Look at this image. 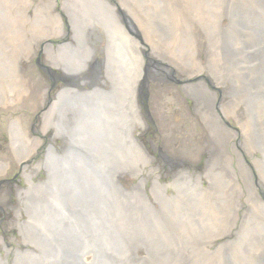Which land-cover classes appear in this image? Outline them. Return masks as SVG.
Here are the masks:
<instances>
[{
	"label": "rangeland",
	"instance_id": "1",
	"mask_svg": "<svg viewBox=\"0 0 264 264\" xmlns=\"http://www.w3.org/2000/svg\"><path fill=\"white\" fill-rule=\"evenodd\" d=\"M42 1H45V4L41 3ZM52 1L49 4L48 0H0V66L6 55L12 65L11 72L17 71V66L20 64L19 66L22 67L26 78L32 82L31 95L25 100H17L8 106L0 104V157L6 158V160L13 159L11 166L7 168V173L3 176L0 175V197L4 192H10L11 196V204L9 205L2 203L0 198V264H25L23 258L26 259L27 257L29 260L39 258L33 264H46L48 261L44 256H40L38 254L40 250L33 248V246L27 245L25 250L24 238L27 234L31 237L33 235L41 238L44 233H49L47 231L42 232L43 227L38 226L37 223L33 225L34 227L24 225L20 228L16 226V221L19 218L24 224L27 222L28 211L33 207L35 210L36 204L29 202V199L33 198L32 189L34 188L31 187L26 174H24L26 171H23L22 163L19 164L11 153L9 136L10 126L15 117L24 119V122L27 123L25 131L30 135L40 131L43 124L42 113L47 111L48 100L50 99V94L45 97L44 92L49 90L51 93L53 85L56 87L53 90L58 91L64 85V82L60 81L57 76L55 77L54 73H51L50 77L46 76L44 69L38 63L40 59L41 65H47L44 55L41 57L39 53L38 56L30 60L25 58L24 53L20 58V54L17 57L14 56L15 51H17L15 48L21 50L23 48V43L19 41L20 36L27 42L30 35H38L37 31L41 29V26L47 30L51 25H56L52 16L60 14L66 21L64 24L67 26L66 33L57 36L52 34L46 39L51 38L53 40L52 47L55 49H59V46L65 43L80 46L82 45L81 42L74 41L73 32L68 26L69 11H78L84 16H92L91 12L105 15V4L102 0H90L91 3L89 1L87 5L83 1L82 10L76 9L72 5L73 1H68L70 7L67 6V0ZM205 1L207 0H109L108 4L106 3L108 7H113L118 12L121 22L120 19L115 21V25L111 22L108 24L105 22L104 26L98 23L101 31L90 40L92 53L89 49V56L85 55L89 58L88 62L95 64L96 60L98 65L110 55L112 56V58L110 57L111 70L108 71L110 74H106L104 79L106 85L104 86L108 90H112L113 82L110 81L112 72L117 71L118 79L124 80L128 84H130V80L128 81L130 69L139 72L141 63L134 59L133 55L135 56L136 53L131 41L127 38L130 36L122 32L123 27L130 29L129 34L132 33L137 36L142 48L139 47L145 51V68L143 70H149L150 67L155 68V61H161L165 62L163 71L166 70L167 66H170L174 72L169 73L168 71L166 73L167 71H164L165 75L167 74V79L164 81H146L142 78L144 80H142V88L146 89L144 91L147 95L148 113L142 105H145V102L141 101H139L141 107H138L141 110L134 112L127 105V93L123 92L121 86L119 89L116 88L119 103L120 105L123 104L121 107L126 115L131 118L128 119L125 115L119 122L122 128L119 131H123L125 134L124 136L121 134V139L126 142L131 157H126L123 150L121 152L120 149L114 150L112 148L109 158H111L112 164L119 168L112 169L116 172H122L117 175L119 177L117 184H121L122 193L131 191V186L138 185L141 178L145 179V183L140 184L137 189L133 188V193H118L120 195L114 197L113 205L108 202L104 205L103 210H100L102 219L110 220L116 217V224L109 227L103 226L105 227L104 230L107 229L106 232H103L104 234H100V231L99 234L95 232L98 235L83 241L82 248L90 249L85 253L87 260L89 259L88 256L98 255L102 251L95 246L107 236V240L103 244L111 243L114 245V239H117L118 244L123 241L130 242V245L122 253L116 252L115 249L111 250V257L108 252L104 256L102 251L100 264H262L264 250L257 252L258 246L255 245L254 234L246 232L249 226L254 231L257 225L250 223L249 226H246L244 224L243 213L239 204L231 206L226 203V213L215 214L218 212V202L221 197L220 185L218 186L216 181L221 182L224 189H231V187L232 189L234 187H236L235 189H245V184L241 179L240 164L238 162L233 163L232 172H234L232 174L222 163L223 156L220 158L212 156L208 161L209 156L206 154L198 162L186 163H180L176 157L170 158L172 162L168 157L171 151L180 154L182 150H195L197 141L200 143L207 137L208 133L204 124L197 120L192 106L194 102L183 89V77L188 72L183 73L179 69L180 66L185 67L186 62H188L183 54L186 47L182 45L185 44L186 40L181 32L183 28L187 27V23L190 24L189 21L194 18L196 6L199 3H205ZM216 7L220 6L217 5ZM256 12L259 15L264 13L260 8ZM225 23H229V20L227 19ZM194 27H197V24ZM173 31L176 37L170 36L171 39H169L168 34L173 35ZM88 38L90 37L88 36ZM24 44L25 49H27L29 45ZM179 47L180 54L176 52ZM205 47L206 43L201 40L198 51H200L199 54L204 58V61L207 52ZM37 48L39 47L37 46ZM93 52H95L94 56H92ZM55 54L56 57L52 63H59L60 65L69 63V56L67 57L66 54ZM63 56H66L67 60ZM51 68L62 75V71L55 65L52 64ZM7 73L9 75V72ZM8 75L4 76L0 71V93L3 92L2 86L5 87L10 82L12 83L13 79L9 78ZM206 77L211 84L213 82L212 77ZM64 79L74 82L72 76ZM116 90L112 96H117ZM230 100L231 98L227 101L230 102ZM110 109L113 108L109 106L107 111H111ZM238 110L239 115L245 112V108L242 106ZM63 113L62 107L54 109L52 117L54 126L46 135H43V145L48 141L57 145L63 142V138L54 136L57 128L62 130V135L66 134L68 130L73 134L75 133L73 132L76 131L74 125L63 121L65 119ZM139 117L142 123L139 121ZM101 118L105 120L104 116ZM230 121L231 125H234L232 127L237 130L241 129L234 117ZM89 124L93 125L91 118ZM60 125L64 129L60 128ZM81 125V130L89 137L85 140L91 139L93 141L94 138L90 136L92 133V129L89 128L90 125L83 123ZM129 129L135 131L141 147L131 143L127 138ZM242 141V136H237L232 143L237 146L236 150H239L240 155L244 156L246 163L255 174L257 170L254 169V157L249 156L251 154L248 155L241 145ZM221 145L224 149V155L228 156V151L230 153L229 158L235 156V153L229 148L227 149L222 143ZM58 149L60 150V148ZM254 152L255 156L262 157L260 152L256 150ZM61 153L59 151L52 154V157L58 160L60 169L65 168L60 172L67 173L69 165H66V162L70 159L68 157L61 158ZM65 155L69 156V154ZM43 157L44 150L40 149L34 155V159L28 163L30 168H33V165H36ZM119 160L123 162V165ZM133 165H139L141 169L143 168L141 175H135L126 169ZM152 168L153 175H147ZM188 174H193L195 178H190ZM66 176L67 178H74L73 175L68 174ZM46 177V170L42 168L36 171L31 181L38 184ZM9 178L12 180L10 183L6 182L1 185L3 180ZM155 178L158 179L155 180ZM73 181L77 182L78 180ZM115 187L117 188L116 184ZM22 188H27L28 194H30L24 196L20 202L19 192ZM212 189L218 193L215 197L212 194ZM232 189L231 191H233ZM240 189L237 190L239 195ZM230 193L224 194V197L229 196ZM236 195L238 196L237 193ZM18 208L21 210L19 218L17 215ZM108 208H113V210ZM249 215L252 216L253 214L250 213ZM224 219L228 223H224ZM50 233L52 232L50 231ZM86 235L90 237V234ZM25 253L27 255L22 257ZM19 258H21L20 261Z\"/></svg>",
	"mask_w": 264,
	"mask_h": 264
},
{
	"label": "bare ground",
	"instance_id": "2",
	"mask_svg": "<svg viewBox=\"0 0 264 264\" xmlns=\"http://www.w3.org/2000/svg\"><path fill=\"white\" fill-rule=\"evenodd\" d=\"M48 1L51 4L52 0ZM68 1H73L72 5L76 9L82 10V2L84 1L87 5L90 0H67V6ZM102 1L106 5H104L105 15L91 12L92 16H84L78 11H69V29L73 32L74 41H79L82 45L74 46L73 44L65 43L61 44L59 49L52 47L53 40L46 38L52 34H56V36L62 35L66 33L65 30L67 28V26H64L66 21L63 16L58 14L52 16L56 25H51L47 30L41 26V29L37 31L38 35H30L27 42L20 36L19 41L23 43V48L22 50L15 48L17 51H15L14 56L17 57L20 54L19 58L22 53L29 60L38 56L39 53L41 57L44 55L47 65H41L40 59L38 63L44 69L46 76L50 77V74L54 73L55 77L57 76L60 81L64 82V85L58 91L53 90L56 88L53 85L51 93H49V90L44 92L45 97L50 94V99L48 100L47 111L42 113L43 124L40 131L30 135L25 131L27 123L24 122V119L15 117L10 126L9 136L11 153L19 164L22 163L23 171H26L24 174H26L25 176L31 187L34 188L32 189L33 198H30L29 202L30 204L32 202L36 204L35 210L33 207L28 211L29 218L25 224L20 221L21 210L18 208L17 215L19 220L16 221V226L22 228L24 225H29L32 227L37 223L38 226L43 227L42 232L47 231L49 233H44L41 238L33 235L31 237L29 234L24 238L25 250L27 245L39 249L40 252L38 254L48 260L46 264H100L102 251L104 256L108 252L111 257V250L115 249L116 252L122 253L124 249L129 248L130 242L120 241L118 244L116 242L117 239H114V245L111 243L103 244L107 240V236L95 246V248L102 251L98 255L88 256V260L85 253L90 249L82 248L83 241L87 238H94L95 235L99 234V231L100 234H104L103 232L107 231V229L104 230L105 227L103 226L109 227L116 224V217L104 220L100 214V210H103L104 205L108 202L113 205L114 197L120 195L118 193H122L123 190L121 184H117V179H119L117 175L122 172H116L112 169H117L118 167H115L111 158H109L112 148L114 150L120 149L121 152L124 151L126 153V157H131L125 144L126 142L121 139L122 135L124 136L125 134L123 131H119L122 130L119 122L122 121L126 112L121 107L123 104L120 105L119 103V95L116 88L119 89V86H121L123 92L127 93V105L134 112L141 110L138 109V107H141L139 102L141 101L145 102V105H142L146 109V113H148L146 89L142 88V80L164 81L167 79L166 71V73L168 71L169 73L174 72L173 68L167 65L164 72L163 64L165 62L161 61H155V68L150 67L149 70H143L145 68V51L141 50L142 47L139 45L137 36L132 33L129 34L130 29L122 28L121 25L122 32L130 36L127 38L131 41L136 53L133 57L141 65L139 64V72L132 68L130 69L128 75L130 84L118 79L117 71L112 72L110 81L111 83L113 82V87L111 91L108 90L104 86L106 85L104 79L106 74H110L108 71L111 70L112 62L110 57L112 58V56L110 55L100 65H98L96 60L95 64L88 62L89 58L85 56L89 54V49L92 53L90 40L95 34L100 33L101 27L99 24L102 26H104L105 22L114 24L115 21L120 19L118 12L113 7H108L107 2L109 0ZM41 3L45 4V1ZM52 3L54 2L52 1ZM217 5L220 7H216ZM90 6L94 8L92 4ZM257 7L264 12V0H207L205 3H199L196 6L194 18L189 21L190 24L187 23V27L183 28L181 32V35L186 40L182 46L186 47L183 54L188 62H186L185 67L180 66L179 69L183 73L188 72L183 77V89L194 102L192 106L195 110V116L208 129V133L207 137L200 142L201 144L197 141L195 150H182L180 154L171 151L168 157L169 159L176 157L180 163H186L198 162L206 154L209 156L208 161H210L212 156L215 158L223 156L222 163L231 172L234 162L240 164L242 170L240 171L242 174L241 179L245 184V189L238 188L240 189L239 195L238 189H235L236 187L233 189L231 187L233 191L224 189L221 186V182L216 181L217 185H220L221 197L218 202V212L215 214H225L227 204L231 206L239 204L242 209L244 224L246 226H249L250 223L257 225L254 231L249 226L246 232L254 234V242L258 246L257 252H261L262 249L264 250V13L259 15L256 12L258 10ZM227 19L229 23H225ZM195 24H197V27H194ZM172 34H168L169 39H171L170 36L176 37L174 31ZM201 40L206 43L205 61L200 56V51H198ZM166 42L169 43V41ZM24 43L29 45L27 49H25ZM176 52L180 54V47ZM55 53L69 56V63L66 65L52 63L56 57ZM94 53L92 56H94ZM66 56H63L65 60H67ZM171 59L175 61L173 58ZM52 64L62 71V75L51 68ZM123 64L125 65V62ZM19 65L17 66V71L11 72L12 65L7 56L5 55L2 60L0 71L4 76L8 75L7 72H9L8 77L13 79L12 83L10 82L5 87L2 86L3 92L0 93V104L3 106L13 104L17 100H25L31 95L32 82L26 78V74L23 73L22 67ZM71 76L74 82L64 79L67 77L71 78ZM206 76L212 77L213 82L211 84ZM128 85L130 86L128 87ZM115 90L117 96H112ZM230 98L231 100L228 102L227 100ZM116 101L117 104H115ZM109 106L113 108L110 109L111 111H107ZM240 106L245 108V112H242V115L238 114ZM57 107L64 109L63 116L65 119L63 121L74 125L76 131H73L75 132L73 134L68 130L66 134L62 135V130L57 128L54 136H60V138H63V142L57 145L48 141L43 145V135H46L50 128L54 126L52 117L54 109ZM107 115L108 117H106ZM102 116H104L105 120L101 118ZM126 117L131 119L127 115ZM232 117L240 126L241 129H238L239 131L232 127L234 126L231 125L230 121ZM90 118L93 125L89 124ZM139 121H141L140 117ZM82 123L90 125L89 128L92 129L90 136L94 138L93 141L91 139L85 140V138L89 137L81 130ZM60 128L64 129L61 125ZM127 136L131 143L141 147L134 130L129 129ZM237 136H242L241 145L248 155L251 154L249 156L254 157L256 175L246 163L244 156H241L239 150H236L237 146L232 143ZM88 143L90 144L88 145ZM221 143L234 152L235 156L229 158L230 153L228 151V156L224 155ZM40 149L44 150L43 159L33 165L34 169L30 168L28 163L34 159V155ZM255 150L260 152L262 157L255 156L253 154ZM59 151L64 153H61V158L68 157L70 159V161L66 162V165H69L67 173L60 172L65 168L60 169L58 160L52 157V154ZM65 154H69V156ZM11 160L13 159L6 160V158L0 157L1 176L7 173V168L12 164ZM119 162L123 165L121 160ZM42 168L46 170L47 177L38 184H34L31 178L36 174L37 170ZM126 169L135 173V175H141L143 171V168L141 169L139 165H133ZM153 173L152 168L147 175H153ZM68 174L73 175L74 178L68 177L69 180L66 176ZM188 176L195 178L193 174H188ZM73 180L78 181L75 182ZM196 180L198 181V179ZM11 181L10 178L3 180L1 185ZM144 183L145 179L141 178L138 185H132L131 191L128 190L124 193H133V188L137 189L140 184L143 185ZM214 188L217 189L216 187ZM228 192H231L230 195L224 197V194H228ZM29 194L27 188H22L19 192L20 202H22L24 196H29ZM212 194L215 197L218 193L212 189ZM10 197V192H4L0 198L2 203L9 205L11 204ZM108 209L113 210V208ZM72 210L73 212H71ZM250 213L253 215L250 216ZM223 222L228 223L226 219ZM95 232L98 234H95ZM86 234H90V237ZM8 250L11 251L10 249ZM25 255L27 253L22 255V257ZM262 257H264V253ZM38 259L37 257L29 260V257H27L26 259L23 258V262L25 264H33ZM20 260L21 258H19ZM262 264H264V259Z\"/></svg>",
	"mask_w": 264,
	"mask_h": 264
}]
</instances>
